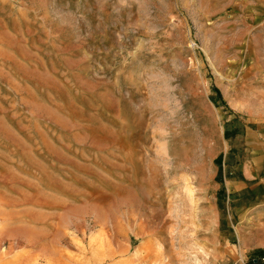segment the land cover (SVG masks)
<instances>
[{"label": "rangeland", "instance_id": "obj_1", "mask_svg": "<svg viewBox=\"0 0 264 264\" xmlns=\"http://www.w3.org/2000/svg\"><path fill=\"white\" fill-rule=\"evenodd\" d=\"M262 129L264 0H0V264H237Z\"/></svg>", "mask_w": 264, "mask_h": 264}, {"label": "crops", "instance_id": "obj_2", "mask_svg": "<svg viewBox=\"0 0 264 264\" xmlns=\"http://www.w3.org/2000/svg\"><path fill=\"white\" fill-rule=\"evenodd\" d=\"M245 150L244 159L230 151L224 155L217 177L224 208L215 225L237 263L264 264V129L245 140Z\"/></svg>", "mask_w": 264, "mask_h": 264}, {"label": "built area", "instance_id": "obj_3", "mask_svg": "<svg viewBox=\"0 0 264 264\" xmlns=\"http://www.w3.org/2000/svg\"><path fill=\"white\" fill-rule=\"evenodd\" d=\"M237 264H244L243 262H240V261H238V263Z\"/></svg>", "mask_w": 264, "mask_h": 264}]
</instances>
